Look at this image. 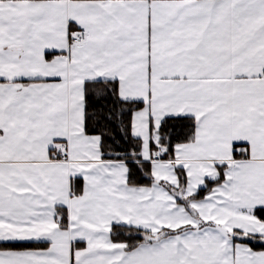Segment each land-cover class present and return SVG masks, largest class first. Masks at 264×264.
Masks as SVG:
<instances>
[{"label": "snow or ice", "instance_id": "1", "mask_svg": "<svg viewBox=\"0 0 264 264\" xmlns=\"http://www.w3.org/2000/svg\"><path fill=\"white\" fill-rule=\"evenodd\" d=\"M0 264H264V0H0Z\"/></svg>", "mask_w": 264, "mask_h": 264}]
</instances>
